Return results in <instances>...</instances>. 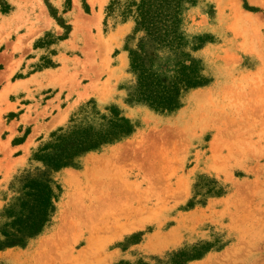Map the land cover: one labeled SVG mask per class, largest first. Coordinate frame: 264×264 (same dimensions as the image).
<instances>
[{
	"label": "rangeland",
	"instance_id": "374dc122",
	"mask_svg": "<svg viewBox=\"0 0 264 264\" xmlns=\"http://www.w3.org/2000/svg\"><path fill=\"white\" fill-rule=\"evenodd\" d=\"M123 2L0 0V264H264V0L184 2L180 52L144 42L156 74L179 60L204 78L164 111L125 100L139 34L126 37ZM57 64L54 103L30 96L17 122L11 81ZM110 107L130 133L59 168L34 158L53 133L102 128ZM28 132L14 158L8 139ZM28 177L53 193L32 235L10 227Z\"/></svg>",
	"mask_w": 264,
	"mask_h": 264
},
{
	"label": "trees",
	"instance_id": "16d2710c",
	"mask_svg": "<svg viewBox=\"0 0 264 264\" xmlns=\"http://www.w3.org/2000/svg\"><path fill=\"white\" fill-rule=\"evenodd\" d=\"M191 1L124 0L119 11L121 21L126 18L132 21L130 34L126 37L139 34L135 48H125L128 70L134 75L133 89L125 100L144 104L153 110H170L177 107L183 91L204 82L195 65L179 60L169 76H160L146 65L147 56L142 52L145 41L151 42L156 48L164 47L174 53L180 52L183 36L178 28L179 15L182 4ZM107 8H110V4ZM104 118L106 122L102 128L93 130L88 127H73L53 133L51 139L36 150L34 158L46 161L53 168H59L66 165L71 157L127 135L132 129L129 120L115 107H110L109 114ZM22 190L23 193L19 196L21 209L12 215L10 227L17 232L32 235L39 232L47 222L52 209L53 193L46 181L29 177L24 179Z\"/></svg>",
	"mask_w": 264,
	"mask_h": 264
},
{
	"label": "crops",
	"instance_id": "0c3cea01",
	"mask_svg": "<svg viewBox=\"0 0 264 264\" xmlns=\"http://www.w3.org/2000/svg\"><path fill=\"white\" fill-rule=\"evenodd\" d=\"M35 48H30V50H26V54L23 57V65L27 67L34 59L35 57L30 56L28 52L32 51L33 54H37L40 51L34 50ZM38 49V48H36ZM59 67V65L55 66H49V67H44V68H39V69H34L30 70L24 76L14 78V80L11 81L12 84L17 83L15 91H12L10 93H7L5 96V101L7 104H14V100L11 98V95L14 93H17L15 96V99L18 100V105L20 107L14 106L13 108L15 109H20L21 111L19 112L16 120L17 122L24 123L21 121V116L26 113V107L28 105L33 104L34 102H39V106L45 105L48 101L53 100L54 95H55V87L56 84L52 82V77L48 74L50 71L56 70ZM27 90H29L27 92ZM30 96L33 98V100H29ZM42 96V98L38 101L37 97ZM21 99L23 101H21ZM54 103V100L51 102V104ZM4 104V103H3ZM12 109L9 107L5 111H11ZM30 116L33 115V113H29ZM30 135V132L27 133L25 138L22 140V142H17L14 144H11L9 139L8 142L9 144L13 147V149L16 151L14 154L15 157H19L21 154L18 152V149L21 148V146L26 142L28 136Z\"/></svg>",
	"mask_w": 264,
	"mask_h": 264
},
{
	"label": "bare ground",
	"instance_id": "6f19581e",
	"mask_svg": "<svg viewBox=\"0 0 264 264\" xmlns=\"http://www.w3.org/2000/svg\"><path fill=\"white\" fill-rule=\"evenodd\" d=\"M235 103V102H234ZM235 105V104H234ZM240 105V104H239Z\"/></svg>",
	"mask_w": 264,
	"mask_h": 264
}]
</instances>
